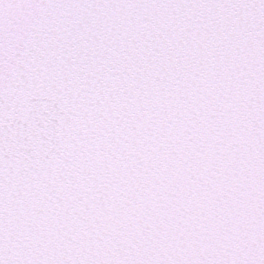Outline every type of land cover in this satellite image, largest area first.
<instances>
[{
    "label": "snow or ice",
    "instance_id": "snow-or-ice-1",
    "mask_svg": "<svg viewBox=\"0 0 264 264\" xmlns=\"http://www.w3.org/2000/svg\"><path fill=\"white\" fill-rule=\"evenodd\" d=\"M0 264H264V0H0Z\"/></svg>",
    "mask_w": 264,
    "mask_h": 264
}]
</instances>
